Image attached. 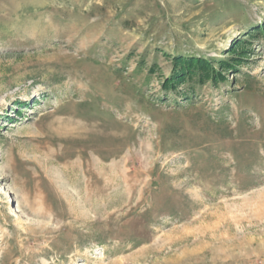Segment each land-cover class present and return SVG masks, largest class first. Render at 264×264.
Wrapping results in <instances>:
<instances>
[{
	"label": "rangeland",
	"instance_id": "1",
	"mask_svg": "<svg viewBox=\"0 0 264 264\" xmlns=\"http://www.w3.org/2000/svg\"><path fill=\"white\" fill-rule=\"evenodd\" d=\"M0 264H264V0H0Z\"/></svg>",
	"mask_w": 264,
	"mask_h": 264
},
{
	"label": "trees",
	"instance_id": "2",
	"mask_svg": "<svg viewBox=\"0 0 264 264\" xmlns=\"http://www.w3.org/2000/svg\"><path fill=\"white\" fill-rule=\"evenodd\" d=\"M173 70L168 79L164 82L162 89L167 92H176L178 87L183 81L197 82L199 87L206 81L217 84L218 82H224L225 77L221 72H217L213 69V66L209 62L195 57L175 56L173 58ZM223 68L231 67L230 64H222ZM191 87V86H190ZM194 93L193 88L185 90L186 101L191 102L190 95Z\"/></svg>",
	"mask_w": 264,
	"mask_h": 264
}]
</instances>
